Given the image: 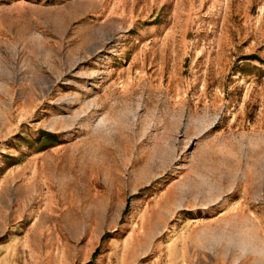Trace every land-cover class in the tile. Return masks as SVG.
<instances>
[{
  "label": "rangeland",
  "instance_id": "obj_1",
  "mask_svg": "<svg viewBox=\"0 0 264 264\" xmlns=\"http://www.w3.org/2000/svg\"><path fill=\"white\" fill-rule=\"evenodd\" d=\"M0 264H264V0H0Z\"/></svg>",
  "mask_w": 264,
  "mask_h": 264
}]
</instances>
